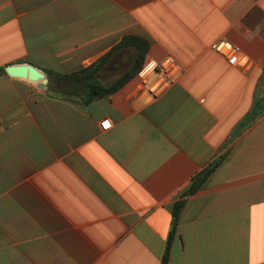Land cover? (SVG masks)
Returning <instances> with one entry per match:
<instances>
[{
	"label": "crops",
	"instance_id": "1",
	"mask_svg": "<svg viewBox=\"0 0 264 264\" xmlns=\"http://www.w3.org/2000/svg\"><path fill=\"white\" fill-rule=\"evenodd\" d=\"M126 36L180 79L85 104L5 72H78ZM0 69V264H163L183 200L166 264H264V0H0Z\"/></svg>",
	"mask_w": 264,
	"mask_h": 264
},
{
	"label": "trees",
	"instance_id": "2",
	"mask_svg": "<svg viewBox=\"0 0 264 264\" xmlns=\"http://www.w3.org/2000/svg\"><path fill=\"white\" fill-rule=\"evenodd\" d=\"M126 46H132L137 49V54L135 57V64H134L133 70L124 74L114 83L105 85L104 83L100 81L98 77L99 72L106 65V63L111 59L115 51L123 47H126ZM148 50H149V43L147 40L140 38V37H136V36H126L113 50H111L104 57L100 58V60L97 63L92 64L89 67L84 68L78 72H74L71 74L58 75L59 82L64 84L65 87H67V91L63 90L64 92L62 93L67 94V95H78L79 93L77 91L81 87L83 91H85L83 95V99H82V102L85 104H88L95 99L103 98L106 95L114 93L123 84H125L126 81H128L131 77L136 76L141 71L145 63V56ZM0 71H4V70L0 69ZM212 170L213 168L203 173V175H201V177L197 181H195L191 185V187L185 192V195L195 193L205 182V180L210 175ZM184 205H185V201L183 200V201L177 202L173 206V229L170 232V235L167 241V246H166L165 254L163 257V264H166L168 260L170 246H171V242H172L174 232L177 226V221H178L179 215Z\"/></svg>",
	"mask_w": 264,
	"mask_h": 264
},
{
	"label": "built area",
	"instance_id": "3",
	"mask_svg": "<svg viewBox=\"0 0 264 264\" xmlns=\"http://www.w3.org/2000/svg\"><path fill=\"white\" fill-rule=\"evenodd\" d=\"M214 50L225 57L230 64L239 59L238 49L229 41L222 39L213 45ZM183 69L172 56L157 60H148L138 73V78L147 91L154 97L161 95L182 76Z\"/></svg>",
	"mask_w": 264,
	"mask_h": 264
},
{
	"label": "rangeland",
	"instance_id": "4",
	"mask_svg": "<svg viewBox=\"0 0 264 264\" xmlns=\"http://www.w3.org/2000/svg\"><path fill=\"white\" fill-rule=\"evenodd\" d=\"M127 57L126 58H122V60L119 63V69H117V71L114 72L113 74L102 73L101 76H100L101 77V80L104 81V82H110L111 83L113 80L117 79L120 75H122L130 66H132L133 58L132 59H129ZM99 74H100V72H99ZM99 74H98V76H99ZM136 77L138 78V74L136 75ZM139 81H140V79H139ZM110 83H108V84H110ZM104 84L107 85L106 83H104ZM46 85H47V89L49 88V91H51L55 95L63 96V97H68V98H73V99H80L81 101L83 99V95H84V92H85L80 87L78 89V91H77L79 93L78 95H67V94L62 93L64 91H67V87H65L64 84H62V83L59 82L58 75L51 76L50 78L47 76ZM141 86L143 87V89L147 90L142 85V83H141Z\"/></svg>",
	"mask_w": 264,
	"mask_h": 264
},
{
	"label": "water",
	"instance_id": "5",
	"mask_svg": "<svg viewBox=\"0 0 264 264\" xmlns=\"http://www.w3.org/2000/svg\"><path fill=\"white\" fill-rule=\"evenodd\" d=\"M10 77L28 79L40 84V87L47 88V75L40 69L30 64H16L5 68Z\"/></svg>",
	"mask_w": 264,
	"mask_h": 264
},
{
	"label": "snow or ice",
	"instance_id": "6",
	"mask_svg": "<svg viewBox=\"0 0 264 264\" xmlns=\"http://www.w3.org/2000/svg\"><path fill=\"white\" fill-rule=\"evenodd\" d=\"M108 125L107 124H105V127H107Z\"/></svg>",
	"mask_w": 264,
	"mask_h": 264
}]
</instances>
